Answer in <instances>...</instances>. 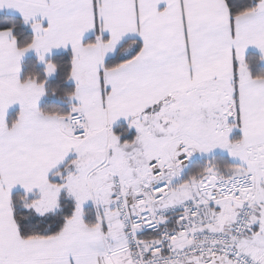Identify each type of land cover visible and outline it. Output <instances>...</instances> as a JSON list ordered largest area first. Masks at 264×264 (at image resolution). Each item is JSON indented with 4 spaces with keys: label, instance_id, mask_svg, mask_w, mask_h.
<instances>
[{
    "label": "snow or ice",
    "instance_id": "1",
    "mask_svg": "<svg viewBox=\"0 0 264 264\" xmlns=\"http://www.w3.org/2000/svg\"><path fill=\"white\" fill-rule=\"evenodd\" d=\"M0 264H264V0H0Z\"/></svg>",
    "mask_w": 264,
    "mask_h": 264
}]
</instances>
